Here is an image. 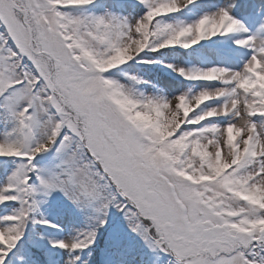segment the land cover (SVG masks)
Returning <instances> with one entry per match:
<instances>
[{
	"label": "snow or ice",
	"instance_id": "1",
	"mask_svg": "<svg viewBox=\"0 0 264 264\" xmlns=\"http://www.w3.org/2000/svg\"><path fill=\"white\" fill-rule=\"evenodd\" d=\"M113 209L152 264H264V3L0 0V264H89Z\"/></svg>",
	"mask_w": 264,
	"mask_h": 264
},
{
	"label": "rangeland",
	"instance_id": "2",
	"mask_svg": "<svg viewBox=\"0 0 264 264\" xmlns=\"http://www.w3.org/2000/svg\"><path fill=\"white\" fill-rule=\"evenodd\" d=\"M247 3H264V0H246ZM249 11H253V9H249ZM255 13L260 12V8L256 7L254 9ZM251 22V21H250ZM112 219L110 220L112 222V225L109 228V234L114 229L119 230L120 237L123 240V245L120 247L121 249H126L127 253L122 252V250H114L111 252L109 256L103 257V263L104 264H126L125 255L130 253H135L136 249L140 250L142 255H147V258L150 261H153L155 259V254L149 251L144 243L134 234L129 232L125 228V221L122 217V215L117 214L116 210H112ZM51 216L54 220L61 223L64 227V230L62 232H58L57 236H64L71 234L73 228L75 227H82L85 224V219L82 215L77 213H72L71 215H60L55 208L51 210ZM87 251L85 250V255H87ZM89 264H94L92 261V258L89 261Z\"/></svg>",
	"mask_w": 264,
	"mask_h": 264
},
{
	"label": "trees",
	"instance_id": "3",
	"mask_svg": "<svg viewBox=\"0 0 264 264\" xmlns=\"http://www.w3.org/2000/svg\"><path fill=\"white\" fill-rule=\"evenodd\" d=\"M40 227L47 230L46 226H40ZM50 231H52V234L55 235L56 232L54 230H50ZM107 235H108V229L105 226L101 230L100 236H98L97 244L94 246L96 250L92 252V257H93V260L95 261V264H102V254L104 252L103 249L107 247V245L110 246L109 240H107ZM145 259L146 258H141L139 254H135L134 259H133L134 260L133 264H152V261L146 262Z\"/></svg>",
	"mask_w": 264,
	"mask_h": 264
}]
</instances>
